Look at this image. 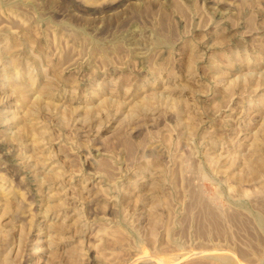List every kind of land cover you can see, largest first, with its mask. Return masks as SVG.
Masks as SVG:
<instances>
[{
    "label": "rangeland",
    "instance_id": "1",
    "mask_svg": "<svg viewBox=\"0 0 264 264\" xmlns=\"http://www.w3.org/2000/svg\"><path fill=\"white\" fill-rule=\"evenodd\" d=\"M0 264H264V0H0Z\"/></svg>",
    "mask_w": 264,
    "mask_h": 264
},
{
    "label": "bare ground",
    "instance_id": "2",
    "mask_svg": "<svg viewBox=\"0 0 264 264\" xmlns=\"http://www.w3.org/2000/svg\"><path fill=\"white\" fill-rule=\"evenodd\" d=\"M219 260H220V261H223V260H225V262H226V259H225V257H223V258H222V257H219Z\"/></svg>",
    "mask_w": 264,
    "mask_h": 264
}]
</instances>
